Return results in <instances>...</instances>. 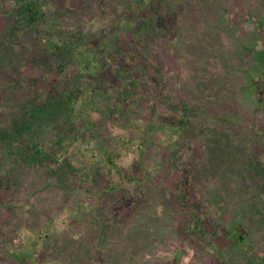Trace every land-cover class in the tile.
<instances>
[{
  "label": "rangeland",
  "instance_id": "1",
  "mask_svg": "<svg viewBox=\"0 0 264 264\" xmlns=\"http://www.w3.org/2000/svg\"><path fill=\"white\" fill-rule=\"evenodd\" d=\"M170 2L165 35L116 36L105 93L78 102L83 138L64 141L56 162L7 166L0 264H264V0ZM43 4L57 34L94 41L136 8ZM17 11L0 0V128L14 130L55 66ZM75 154L88 165L80 174L65 161Z\"/></svg>",
  "mask_w": 264,
  "mask_h": 264
},
{
  "label": "trees",
  "instance_id": "2",
  "mask_svg": "<svg viewBox=\"0 0 264 264\" xmlns=\"http://www.w3.org/2000/svg\"><path fill=\"white\" fill-rule=\"evenodd\" d=\"M18 4V14L24 25L34 32L36 37L35 52L54 59V74L49 83L46 98L42 103L31 100L29 107L17 122V129L7 126L0 128V178L12 162L27 168L45 166L59 159L60 149L64 141L83 138L79 133L77 122L84 119L83 107L78 102L96 100L105 93L104 74L113 62L110 56L116 36L125 28L135 30V36L143 39V35L160 37L170 31L163 25L162 10L171 4L170 0H131L135 12H127L121 17V24L111 26L110 36L94 41L81 30L69 29L65 34H57L55 26H64L58 21L49 24L44 9V0H14ZM134 14V15H133ZM166 24V23H165ZM54 27V28H53ZM64 33L65 30L63 29ZM109 33V30H106ZM104 37V36H103ZM108 39V40H107ZM110 48V49H109ZM256 79L258 91L264 85V68H260ZM99 89L102 91H99ZM96 94V95H95ZM95 95V96H92ZM184 110L188 105L183 104ZM188 117H194L188 116ZM196 117V116H195ZM181 130L188 123L182 116L176 122ZM65 161L75 174L88 167L78 155L65 157ZM111 164H113V161ZM264 167L257 169L262 176ZM263 187V185H261ZM199 222L196 227L200 229ZM32 244H37L36 240ZM240 264L239 262H224Z\"/></svg>",
  "mask_w": 264,
  "mask_h": 264
}]
</instances>
